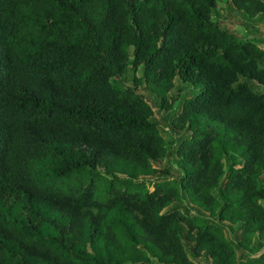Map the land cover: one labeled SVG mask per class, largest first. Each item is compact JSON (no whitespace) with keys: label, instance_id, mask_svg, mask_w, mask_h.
I'll use <instances>...</instances> for the list:
<instances>
[{"label":"trees","instance_id":"obj_1","mask_svg":"<svg viewBox=\"0 0 264 264\" xmlns=\"http://www.w3.org/2000/svg\"><path fill=\"white\" fill-rule=\"evenodd\" d=\"M223 1L264 15L0 0V264H264V47L213 21ZM143 90L180 102L178 178L154 167L172 144Z\"/></svg>","mask_w":264,"mask_h":264},{"label":"rangeland","instance_id":"obj_2","mask_svg":"<svg viewBox=\"0 0 264 264\" xmlns=\"http://www.w3.org/2000/svg\"><path fill=\"white\" fill-rule=\"evenodd\" d=\"M213 21L219 23L223 28L233 33L234 35L236 34L237 36H239V38L246 40L251 39L256 43H261L259 45L264 47V15H259L252 19L242 12H238L235 10L232 11L223 1V3H221L216 9V12L213 15ZM131 76L132 73L129 71L126 74L125 84H131ZM250 85L256 92L262 91L261 86H258L255 83H250ZM191 90L192 89L189 85H183L176 80L175 89L173 90V93H178L179 97L181 98L183 96H186L189 92H191ZM141 92L149 100V104L151 105L154 111V120L160 126L161 135L167 143L172 144L171 153H169L166 158L161 160L158 164H154V167H156L157 169L168 168L169 176L178 178L181 175V172L177 165V160L173 155L174 145L176 141L184 135L179 132H176L171 127V120L179 110L180 102H177L173 106V109L171 111L164 112L158 107V105L156 104V100L151 96V94L144 90ZM261 202L262 204H264L263 200H261ZM173 205L178 206L182 210L187 207L189 208L191 214L196 213V209L192 207V205H187L186 202L174 203ZM235 230L236 226H228L226 224V226L224 227L226 237L232 240L234 238ZM249 250H251V252L253 253H256L258 251L257 247L255 246H251Z\"/></svg>","mask_w":264,"mask_h":264}]
</instances>
